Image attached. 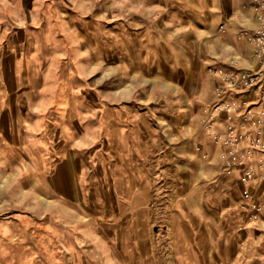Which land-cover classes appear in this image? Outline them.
I'll return each mask as SVG.
<instances>
[{
	"label": "clouds",
	"instance_id": "obj_1",
	"mask_svg": "<svg viewBox=\"0 0 264 264\" xmlns=\"http://www.w3.org/2000/svg\"><path fill=\"white\" fill-rule=\"evenodd\" d=\"M261 80L264 0H0V264H264Z\"/></svg>",
	"mask_w": 264,
	"mask_h": 264
},
{
	"label": "rangeland",
	"instance_id": "obj_2",
	"mask_svg": "<svg viewBox=\"0 0 264 264\" xmlns=\"http://www.w3.org/2000/svg\"><path fill=\"white\" fill-rule=\"evenodd\" d=\"M24 4L28 6V8L30 9L33 4H34V0H24ZM7 67L10 70L11 69V61H6ZM9 85L11 86V74L9 71ZM12 119L13 117H9L7 115V112H5L4 114H0V122H2L3 126L6 129H10L11 128V124H12ZM11 142V141H10ZM72 211V209L70 208H63V207H56L53 208L49 214L45 217V220L41 221L37 218V223H40L43 225V227L35 229V231L33 232L32 228H29L28 231L30 234L34 235V239L35 241L41 246V247H45L48 249L49 252L53 253V257L55 260H59L60 257L62 255H64L65 260L68 259L67 255H65L62 251L58 250L57 248H53L51 245L56 243V239L55 237L52 236V232L49 231V229H54L57 230L58 226H62L60 225V219L67 213H70ZM16 212L18 213L19 210H16ZM259 234V233H257ZM29 246H33V241L29 240L28 242ZM65 247H67V245H65ZM40 258L37 257V260H39ZM32 264H36V260H34L32 262ZM44 264H49V262L46 260L44 262Z\"/></svg>",
	"mask_w": 264,
	"mask_h": 264
},
{
	"label": "built area",
	"instance_id": "obj_3",
	"mask_svg": "<svg viewBox=\"0 0 264 264\" xmlns=\"http://www.w3.org/2000/svg\"><path fill=\"white\" fill-rule=\"evenodd\" d=\"M257 79L255 76L252 77V80ZM249 83H251V80H249ZM259 92L261 96H264V80L259 81V83L252 84L251 88H248L246 91L240 92L237 95L243 96L248 99L250 102L249 111H251L253 108H259L260 105L256 103H252V101H256L258 99L256 93ZM260 104H264V100L260 101ZM255 120H259V117H255ZM241 120H244V117H241Z\"/></svg>",
	"mask_w": 264,
	"mask_h": 264
}]
</instances>
